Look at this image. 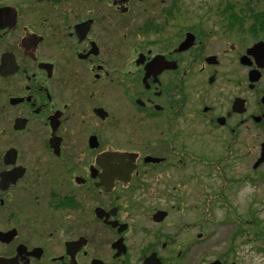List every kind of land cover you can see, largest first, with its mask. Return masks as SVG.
<instances>
[{"label": "flooded vegetation", "instance_id": "obj_1", "mask_svg": "<svg viewBox=\"0 0 264 264\" xmlns=\"http://www.w3.org/2000/svg\"><path fill=\"white\" fill-rule=\"evenodd\" d=\"M263 155L264 0H0V264H240Z\"/></svg>", "mask_w": 264, "mask_h": 264}, {"label": "rangeland", "instance_id": "obj_2", "mask_svg": "<svg viewBox=\"0 0 264 264\" xmlns=\"http://www.w3.org/2000/svg\"><path fill=\"white\" fill-rule=\"evenodd\" d=\"M254 163V162H253ZM252 163V164H253ZM261 174L263 171L261 170ZM255 174H252V178L255 177ZM260 176H257L256 179H259ZM254 183L251 181L250 184H246L245 190L239 192L240 196L234 198L230 205L235 208L237 217L238 212L239 215L244 218L248 217L252 224L244 225L249 226L246 231V243L242 244V240L238 242V251L237 256L239 259L236 261L240 264H264V253L260 252V247L264 248V182L256 181ZM212 186H215L211 181H209ZM214 191H208V193H202L204 206L211 199L208 197L212 196ZM208 197V198H207ZM202 200V198H201ZM218 200V199H217ZM217 204L213 208V214H217L214 218H212V224L218 219V217H223V206L219 209L216 208ZM212 212V211H211ZM206 212L203 213L205 217H207ZM235 218V217H233ZM211 224V225H212ZM207 227V225L205 226ZM240 227L237 226V223L233 224V226H208L206 229H203V233H205L211 245L217 246V252H221L225 248L230 247L229 239L233 237L235 231H237ZM263 239V240H261ZM259 250V251H258ZM216 251V250H215ZM215 251L211 250V256L215 255Z\"/></svg>", "mask_w": 264, "mask_h": 264}, {"label": "water", "instance_id": "obj_3", "mask_svg": "<svg viewBox=\"0 0 264 264\" xmlns=\"http://www.w3.org/2000/svg\"><path fill=\"white\" fill-rule=\"evenodd\" d=\"M264 160V155L263 157L257 162V164H259L260 162H262ZM212 264H218L217 262H213Z\"/></svg>", "mask_w": 264, "mask_h": 264}]
</instances>
